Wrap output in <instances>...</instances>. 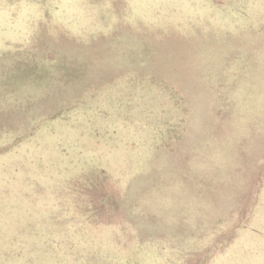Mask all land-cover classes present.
Here are the masks:
<instances>
[{
    "label": "rangeland",
    "instance_id": "obj_1",
    "mask_svg": "<svg viewBox=\"0 0 264 264\" xmlns=\"http://www.w3.org/2000/svg\"><path fill=\"white\" fill-rule=\"evenodd\" d=\"M0 264H264V0H0Z\"/></svg>",
    "mask_w": 264,
    "mask_h": 264
}]
</instances>
